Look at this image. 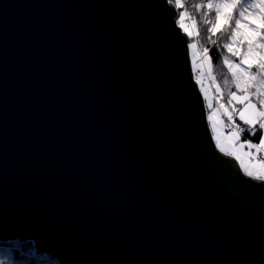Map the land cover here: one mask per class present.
Listing matches in <instances>:
<instances>
[{"label": "water", "instance_id": "95a60500", "mask_svg": "<svg viewBox=\"0 0 264 264\" xmlns=\"http://www.w3.org/2000/svg\"><path fill=\"white\" fill-rule=\"evenodd\" d=\"M168 0H0V242L60 264H264V180L213 140Z\"/></svg>", "mask_w": 264, "mask_h": 264}, {"label": "rangeland", "instance_id": "374dc122", "mask_svg": "<svg viewBox=\"0 0 264 264\" xmlns=\"http://www.w3.org/2000/svg\"><path fill=\"white\" fill-rule=\"evenodd\" d=\"M218 2H220L219 4L234 3L239 6H243L245 4L258 5L264 2V0H218ZM229 12H232V10L231 9L221 10L220 21L218 23L216 22V25H215L216 30L223 26H228L226 21H227V15ZM235 12L236 13L239 12V7L235 10ZM256 12H258L257 8H249L246 12V17H248V19L251 20L253 18L252 14ZM235 18L236 16L234 13L233 21ZM184 19H185V14H184L183 20H181V17H180V21L188 29V32L193 33L192 23L190 21L184 22ZM255 19H256L257 24L261 23L259 17H255ZM252 27L253 25L249 23L245 27L238 30L236 34V38L231 40L232 45H229L230 41L228 40L229 41L228 49H231V50L228 51L230 52L228 53V55L226 53V59L229 62L228 65L229 66L231 65L233 71L237 73L236 83L239 84L240 89H243L245 87V80L241 79V69L245 70L243 72V75L246 77L251 74L250 72L247 71L250 65L254 66L259 61L264 60V46L254 48L251 52H248V40L245 39L243 35V33L245 32H247L248 36L252 40H254L257 43V45H264V41L258 39V36L260 35V31H264V29H260V31H251L250 29ZM182 31L185 32L184 28ZM188 32H185V33L188 36L193 37V34L189 35ZM234 52H238L239 55H234L233 54ZM189 55H190V61H191V65L193 68V72L194 70L197 72L195 80L197 81V83H199L200 85L199 88L205 100L207 121L209 123L210 131L212 133V137L215 142V145L220 152L236 159L235 155L230 154L232 151L236 150L235 144L231 138L230 133L238 129V125L235 122V117H237L238 115H236V112H233V109H236L237 104L239 103L233 100V103L229 104L228 103L229 97L227 100L221 97V100L219 102H216L215 94L221 95V89L213 76V64H212L211 58L208 55H207V58H205V53L204 54L200 53L198 45L196 41L194 40L193 41L190 40L189 42ZM231 55H233L234 59H231L232 58L230 57ZM235 57H236V60H235ZM241 60L244 61L242 64H241ZM237 65H239V67H237ZM256 71L257 69L255 67H252V72H256ZM252 90L254 91V89ZM262 91H264V89H262ZM243 94L244 93H236L237 96H242ZM252 102L254 104L257 103L253 100ZM243 107L244 105L240 104L239 110ZM239 110H236V111H239ZM226 113L232 115L233 117L232 120L228 119V115H226ZM245 115L247 116L249 115V113L246 112ZM213 124H215V128H213ZM239 141L241 143H246V140L242 139L240 132H239ZM221 148H223L224 150L221 151ZM248 151L249 150L245 148L243 152L240 153L244 161V165H245L244 167L241 166V160H237V159L236 160L242 172L245 175L252 177V178H256V179H261V178H258V175H264V168L260 167L258 163L250 161L249 157L243 154V153H247ZM251 151L255 153V149H252ZM255 161L257 162L260 161L258 159V154L255 156ZM246 167L249 171L253 173L252 175L248 174V171L245 170Z\"/></svg>", "mask_w": 264, "mask_h": 264}, {"label": "trees", "instance_id": "16d2710c", "mask_svg": "<svg viewBox=\"0 0 264 264\" xmlns=\"http://www.w3.org/2000/svg\"><path fill=\"white\" fill-rule=\"evenodd\" d=\"M173 3L178 9L179 18L177 20L178 26L181 28L180 13L185 14L184 22L190 21L193 28V37L191 41H196L201 54H204V49H207V55L211 58L213 64V76L221 89L222 98L228 99L232 92L243 93L242 89L237 87V83L233 82L232 71H229L228 63H225L226 53L228 55L229 49L224 47L225 44L231 43V27L223 26L215 29L216 15L215 7L209 9L208 4L213 6L219 4L218 0H179L183 7H177V0H168ZM197 5H204V7H196ZM207 21V23H206ZM188 26V25H187ZM183 30V28H181ZM229 40V41H228ZM215 41V43H213ZM231 59H234L231 55ZM236 60V57H235ZM194 73H197L194 70ZM199 85V83H198ZM200 87V85H199ZM253 90L249 89V93ZM252 100L257 102L255 97ZM240 104H237L236 110H239ZM264 110V109H262ZM235 122L238 128H244L245 131L240 132L242 139H252L255 143L259 142L261 133L256 131L254 134L247 129L244 122L237 116ZM254 137V138H253ZM0 264H60L54 258L39 252L33 241L19 242H0Z\"/></svg>", "mask_w": 264, "mask_h": 264}, {"label": "snow or ice", "instance_id": "6c2138e0", "mask_svg": "<svg viewBox=\"0 0 264 264\" xmlns=\"http://www.w3.org/2000/svg\"><path fill=\"white\" fill-rule=\"evenodd\" d=\"M177 7H183L179 3V0H177ZM196 7H204V5H197ZM207 7L209 9H212L215 7V15H216V22L218 23L221 18V10L222 9H231L232 12H229L227 15V24L229 27H231V39L236 38L237 31L241 28L245 27L247 24L251 23L253 27L250 29L251 31H260V29H264V2L256 5V4H245L243 6H239L234 3H222L217 4L213 6L212 4H208ZM239 7V12L236 13L235 10ZM249 8H257L258 12L253 13V18L251 20L246 17V12ZM235 13L236 18L233 21V14ZM181 20L184 18V14L180 13ZM255 17H259L261 23L257 24ZM243 21V23H242ZM207 23V21H206ZM181 28H184L185 32H188V29L185 27L183 23H181ZM218 30V29H217ZM189 35H192L193 33L188 32ZM244 38L248 40V52H251L254 48L261 47L264 45H257V43L252 40L247 32L243 33ZM259 40L264 41V31H260V35L258 36ZM215 43V41H213ZM224 47L229 48L228 44H225ZM231 50V49H229ZM207 49H204L205 58H207ZM234 55H239L238 52H234ZM244 61L241 60V64ZM225 63H229L227 60H225ZM239 67V65H237ZM252 67H255L257 69L256 72H252ZM229 71H232L233 74V82H236L237 73L233 71L232 66L230 65ZM245 70L241 69V79L245 80V87L242 89L243 95L237 96L235 92H232L229 94V100L228 103L232 104L233 100L238 102L239 104L244 105L243 108H241L239 111H236V109H233V112H236V115L239 116L240 120L244 122V125L247 126V129L250 130L253 134L256 131H259L261 133L259 137V142L257 144H252L250 141H247L246 143H241L239 141V132L245 131L244 128H238L236 131H232L230 133L231 138L235 144L236 150L232 151L230 154L235 155L237 160H241V166L244 167V161L242 159V156L240 153L243 152L245 148H247L249 151L247 153H243L244 155H247L249 157L250 161L256 162L259 164L260 167L264 168V161H255V156L259 154L261 151H264V60L259 61L254 66H249L247 69L248 72L251 74L248 76H244L243 72ZM237 87L239 88V84L237 83ZM254 89L251 93H249V89ZM252 97H256L257 103L254 104L252 102ZM259 105V107H258ZM248 112L249 115H245V113ZM228 115V119L232 120V115L226 113ZM213 128H215V124H213ZM254 138V137H253ZM255 149V153H253L251 150ZM224 149L221 148V151ZM246 171H248L249 175H252L253 173L245 168ZM258 178L264 179V175H258Z\"/></svg>", "mask_w": 264, "mask_h": 264}, {"label": "built area", "instance_id": "2783aa9c", "mask_svg": "<svg viewBox=\"0 0 264 264\" xmlns=\"http://www.w3.org/2000/svg\"><path fill=\"white\" fill-rule=\"evenodd\" d=\"M190 25H191V23H190ZM193 74H194V79H195L197 73H194V72H193ZM221 97H222V96H221L220 94H215V100H216V102H219V101L221 100ZM247 141H250L251 143L256 144L252 139H247L246 142H247ZM258 159H259L260 161H264V151H261V152L258 154Z\"/></svg>", "mask_w": 264, "mask_h": 264}]
</instances>
